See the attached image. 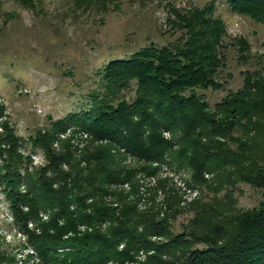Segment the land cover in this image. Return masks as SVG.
Wrapping results in <instances>:
<instances>
[{"label":"trees","instance_id":"obj_1","mask_svg":"<svg viewBox=\"0 0 264 264\" xmlns=\"http://www.w3.org/2000/svg\"><path fill=\"white\" fill-rule=\"evenodd\" d=\"M227 4L264 25V0ZM213 8L175 13L171 25L183 31L179 38L107 62L100 71L103 90L91 95L90 105L30 138L44 165H33L30 153L18 150L13 128L1 124L0 194L37 258L51 264H264V79L246 78L213 110L194 92L221 86L214 75L222 64L224 22ZM131 82L132 97L118 98ZM67 129L99 143L78 148L70 135L56 150V134ZM124 156L139 167L122 163ZM159 167L188 171V185L214 191L208 203L190 202L198 209L181 232L169 221L179 209L173 197L161 211L137 207L135 174ZM238 181L259 191L255 207L231 208ZM123 182L129 191L110 190ZM14 263L0 250V264Z\"/></svg>","mask_w":264,"mask_h":264},{"label":"rangeland","instance_id":"obj_2","mask_svg":"<svg viewBox=\"0 0 264 264\" xmlns=\"http://www.w3.org/2000/svg\"><path fill=\"white\" fill-rule=\"evenodd\" d=\"M209 4L214 6L213 15L224 22L218 49L222 64L214 75L221 86L194 92L213 110L246 78L264 79V25L230 12L227 0H0V132L1 124L7 123L20 139L18 150L30 153L33 165H44L42 150L33 148L30 138L49 128L52 121L79 110L80 105H90L91 95L103 90L100 71L107 62L143 46L172 42L183 33L172 28L175 13ZM241 43L247 47L242 48ZM134 88L131 82L118 98L128 100ZM70 135L69 143L78 148L91 141L92 145L99 143L67 129L56 134L52 147L59 150L61 141ZM121 160L130 167L140 165L129 156ZM187 172L159 167L150 175L135 174L139 209L148 205L163 209L171 197L175 205L180 201L178 211L169 217L173 232L183 231L193 218L198 208L189 206L192 200L199 197L208 203L214 196L209 187L188 185ZM129 188L128 182L110 186L112 191L127 192ZM224 192H217V197ZM259 200V191L247 183L238 181L230 190L233 209H251ZM25 238L0 194V250L12 256L14 264H51L37 258ZM135 258L142 260L143 256Z\"/></svg>","mask_w":264,"mask_h":264},{"label":"built area","instance_id":"obj_3","mask_svg":"<svg viewBox=\"0 0 264 264\" xmlns=\"http://www.w3.org/2000/svg\"><path fill=\"white\" fill-rule=\"evenodd\" d=\"M86 137V135H84ZM28 225H32V224H28ZM80 229H84V226H81ZM108 264H115V263H108Z\"/></svg>","mask_w":264,"mask_h":264}]
</instances>
